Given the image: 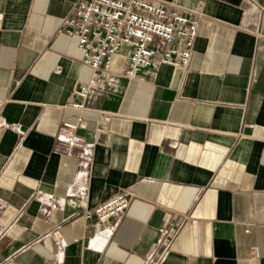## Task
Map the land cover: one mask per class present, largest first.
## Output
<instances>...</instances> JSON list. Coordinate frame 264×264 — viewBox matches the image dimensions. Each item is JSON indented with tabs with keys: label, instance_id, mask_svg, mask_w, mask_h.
I'll return each instance as SVG.
<instances>
[{
	"label": "crops",
	"instance_id": "0c3cea01",
	"mask_svg": "<svg viewBox=\"0 0 264 264\" xmlns=\"http://www.w3.org/2000/svg\"><path fill=\"white\" fill-rule=\"evenodd\" d=\"M76 1L0 0V264H149L167 226L160 264H264V0L257 32L247 0H158L202 5L188 67L130 81L120 52L84 100ZM123 191L90 244L84 213Z\"/></svg>",
	"mask_w": 264,
	"mask_h": 264
},
{
	"label": "built area",
	"instance_id": "2783aa9c",
	"mask_svg": "<svg viewBox=\"0 0 264 264\" xmlns=\"http://www.w3.org/2000/svg\"><path fill=\"white\" fill-rule=\"evenodd\" d=\"M247 2L243 26L257 32L263 6L251 0ZM201 16L200 3L193 8H182L174 1L77 0L58 30L76 39L82 63L90 69L89 80L74 89V94L84 100L91 89L108 77L114 57L122 50V75L130 81L139 74L155 76L162 65L187 68ZM71 107L84 109L82 103L72 104ZM130 199V192L123 191L84 213L93 228L90 244L99 241L104 245L108 242ZM158 231L155 247L161 251H152L149 264H160L175 233L171 226ZM252 252L253 257L258 258L257 249L253 248Z\"/></svg>",
	"mask_w": 264,
	"mask_h": 264
},
{
	"label": "rangeland",
	"instance_id": "374dc122",
	"mask_svg": "<svg viewBox=\"0 0 264 264\" xmlns=\"http://www.w3.org/2000/svg\"><path fill=\"white\" fill-rule=\"evenodd\" d=\"M124 52V50H122V53Z\"/></svg>",
	"mask_w": 264,
	"mask_h": 264
}]
</instances>
